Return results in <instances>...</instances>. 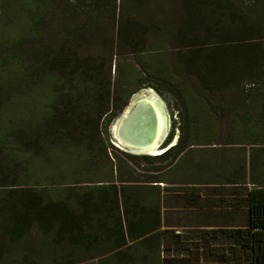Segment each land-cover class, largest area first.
Instances as JSON below:
<instances>
[{
    "label": "trees",
    "instance_id": "1",
    "mask_svg": "<svg viewBox=\"0 0 264 264\" xmlns=\"http://www.w3.org/2000/svg\"><path fill=\"white\" fill-rule=\"evenodd\" d=\"M74 1L85 8L97 6L101 0ZM106 1L116 8L117 0ZM215 1L228 8V0ZM53 2L0 0V22L7 21V31L0 34V50L22 41H42ZM119 2L126 16L121 22L124 14L120 15L117 35L118 40L126 38L134 54L135 84L158 80L178 85L171 53L163 46L167 40L149 42L144 38L154 21L138 11L136 2L132 10L124 8L126 0ZM251 9L250 13L229 18L230 29L255 27L264 33V0H253ZM192 15L191 11L187 13L182 29H186ZM231 42L225 39L221 43ZM257 44V52L234 59L222 54L203 60L205 67L198 70L201 85L231 97L240 92L246 79H261L264 83V35L258 37ZM183 46L194 48V44ZM194 61L190 58L185 64L190 66ZM53 63L50 67H32L11 51L0 53V170L6 171L4 182L0 181V259L7 249L26 244L37 225L44 235L42 258L65 261L81 256L82 260L99 258L106 264H208L211 260L218 264H264V124L249 110L228 114L230 131L222 143L248 148L241 161L223 171L220 182L209 180L215 187H223L218 191L222 194L219 202L213 204L226 213L227 220L197 231L191 249L195 261L181 258L170 263L162 253L175 248L178 256L185 235L171 228L160 229L161 194L165 188L143 183L142 191L128 195L129 180L115 179L119 172L109 157L108 148L115 147L100 135L99 128L109 129L123 108L113 116L117 108L113 104L96 123L87 122L89 136L80 129L71 130V124L80 122V118L61 112V100L75 95L89 105L95 101V82L76 71L64 74L55 66L57 60ZM130 95L126 94L123 107ZM182 100L187 118L196 129L193 111L198 103L194 104L185 90ZM78 103L74 111L81 109L82 103ZM184 136L170 147L179 149L168 162L170 168L183 161L186 149L200 144L194 132ZM166 152L146 158H161ZM106 170L109 179L99 178ZM186 187L190 190L186 199L203 200L196 186ZM200 249L212 252L213 257H201Z\"/></svg>",
    "mask_w": 264,
    "mask_h": 264
},
{
    "label": "rangeland",
    "instance_id": "2",
    "mask_svg": "<svg viewBox=\"0 0 264 264\" xmlns=\"http://www.w3.org/2000/svg\"><path fill=\"white\" fill-rule=\"evenodd\" d=\"M135 2L139 5L138 11L149 15L154 21L144 38L149 42L162 38L167 40L163 46L171 53L170 62L177 75L178 85L167 81L146 80V77L144 78L146 81L140 82L138 86L135 84L137 73L132 68V64H136L134 54L131 53L126 38L118 40L117 35L120 15L124 14L121 22L125 21L126 16V11L119 8V0L116 1V8L113 7L114 3L106 0H101L97 6L85 8H79L78 6L82 4L78 5L74 0H54L45 25V38L42 41H22L14 46L7 45L1 47L0 53L11 51L32 67L54 66L53 62L57 60L55 66L59 70L62 69L64 74L76 71L83 77L93 78L96 89L94 102L86 106L83 97L77 99L72 95L64 97L60 105L61 112L75 114L80 118V122L71 124L70 129L74 131L80 129L87 136L91 134L89 127L86 126L87 122L96 123L99 115L108 106L117 105L118 109L113 110V116L123 108L115 121L123 115L120 113L126 108L131 97L137 99L149 95L150 89L163 99L171 122L164 148L159 153L168 151L164 157L148 159L146 158L148 155L159 154H142L116 146L110 131L114 121L109 129L99 128V131L101 137L107 138L115 147L108 148L109 157L119 172L115 179L129 180L126 182L130 184L127 189L128 195L133 196L139 190L142 191L143 183L158 184L162 189L165 188L161 194L160 229H174L181 232L183 237L185 235V238L178 256L177 250L171 248L162 253L164 259L170 263H177L181 258L185 262H193L195 251L192 252L191 249L195 245L196 239L193 237L197 231L202 226L209 227L227 220L226 213L223 210L219 211L213 204L219 202L222 194L218 191L223 187H220L221 185L215 187L209 180L220 182L223 171L229 165L241 161L245 149L248 148L241 144L222 143L230 131L228 114L232 111L249 110L261 125L264 124V83L261 79H246L239 93L227 97L203 87L199 81L201 72L198 70L202 71L205 67L203 60L207 61L215 55H230L234 59L238 55L257 52L255 51L258 48L257 39L264 33L255 27L230 29L227 24V20L233 15L238 17L241 12H252L253 0H228V8L220 6L215 0H126L124 8L132 10ZM93 8L94 10H91ZM190 11L194 13L190 16L192 23L189 22L186 29H182ZM6 22H0L1 36L7 31ZM225 39L232 42L221 43ZM185 44H194V48H199L188 49L183 46ZM190 58H194L195 61L192 65L186 66L188 64L185 62ZM8 85L11 88L9 83ZM181 87L194 104L198 103L193 111L196 129L192 127L191 119L187 118L182 100L184 90L181 91ZM128 92H131V95L123 107ZM78 101L82 103L81 109L74 111L79 105ZM174 130L179 131L182 140L184 135L194 132L200 144L186 149L183 161L170 168L168 162L179 150L170 149L174 146L172 144L176 135ZM5 175L6 171L0 170V181L4 182ZM106 176L109 179L107 170L99 178ZM189 185L196 186L195 191L199 192L203 200L194 201L191 200L192 197L186 199L187 194L190 196V190L186 187ZM205 199H208L209 204ZM43 237V233L35 225L31 229L27 243L20 248L8 247V251L0 259V264H106L99 258L82 260L81 256L71 257L65 261L42 258L40 253L43 251L41 244ZM200 252L201 257L207 254L208 257H213L210 254L212 252L206 253L203 249H200ZM208 264L218 262L211 260Z\"/></svg>",
    "mask_w": 264,
    "mask_h": 264
},
{
    "label": "bare ground",
    "instance_id": "3",
    "mask_svg": "<svg viewBox=\"0 0 264 264\" xmlns=\"http://www.w3.org/2000/svg\"><path fill=\"white\" fill-rule=\"evenodd\" d=\"M149 91L151 94L138 97L140 100L131 97L126 108L120 113H123L124 117H119L113 122L110 129L112 139L120 148L125 149L124 146H130L137 140L145 139L148 140V144L142 147L144 149L137 152L159 154L163 149L171 122L166 103L154 91L150 89ZM173 132L176 135L172 140V144H176L179 139V131L174 130ZM172 134L174 135V133ZM161 140L162 145L156 147Z\"/></svg>",
    "mask_w": 264,
    "mask_h": 264
},
{
    "label": "water",
    "instance_id": "4",
    "mask_svg": "<svg viewBox=\"0 0 264 264\" xmlns=\"http://www.w3.org/2000/svg\"><path fill=\"white\" fill-rule=\"evenodd\" d=\"M137 94V93H136ZM135 95V94H134ZM136 100H140V98H137ZM121 117H124V114L121 116ZM121 119V118H120ZM179 137V136H178ZM163 140V139H162ZM162 140L161 141H159V143L156 145V147L157 146H160V145H162ZM148 142V140H137V141H135L134 142V144H132V145H130V146H124V147H126L127 149H130V150H135V151H138V150H140V149H144V148H142V147H145V145L146 144H148L147 143ZM116 146H118L117 144H115ZM119 147V146H118ZM163 148H164V146H163ZM141 153H143V152H141Z\"/></svg>",
    "mask_w": 264,
    "mask_h": 264
}]
</instances>
